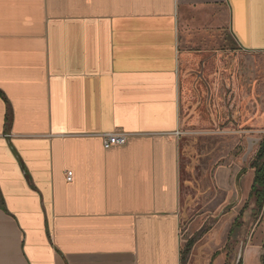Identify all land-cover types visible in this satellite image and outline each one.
<instances>
[{
    "label": "crops",
    "instance_id": "0c3cea01",
    "mask_svg": "<svg viewBox=\"0 0 264 264\" xmlns=\"http://www.w3.org/2000/svg\"><path fill=\"white\" fill-rule=\"evenodd\" d=\"M231 43L264 0H0V264H183L181 131L261 126ZM254 178L214 175L244 211Z\"/></svg>",
    "mask_w": 264,
    "mask_h": 264
},
{
    "label": "rangeland",
    "instance_id": "374dc122",
    "mask_svg": "<svg viewBox=\"0 0 264 264\" xmlns=\"http://www.w3.org/2000/svg\"><path fill=\"white\" fill-rule=\"evenodd\" d=\"M230 45L231 73L245 76L251 104L246 115L261 126L257 138L264 137V52L250 57L238 56ZM235 53V55H232ZM237 60V61H236ZM258 119V120H257ZM235 132H211L185 126L180 133L184 151L182 162V250L183 264H264V211L259 221L251 214L253 200L243 212L242 197H231V203L219 191L214 175L220 166L238 164L249 167L254 153L245 159L249 144L246 135L236 139ZM240 229L231 237L236 218ZM258 222V223H257Z\"/></svg>",
    "mask_w": 264,
    "mask_h": 264
},
{
    "label": "trees",
    "instance_id": "16d2710c",
    "mask_svg": "<svg viewBox=\"0 0 264 264\" xmlns=\"http://www.w3.org/2000/svg\"><path fill=\"white\" fill-rule=\"evenodd\" d=\"M250 168L254 169L255 171V178L250 198L254 201L252 215L254 216V219L258 220V218L264 211V137H262V141L258 145V150L255 156L252 158ZM247 208L248 206L245 207V210ZM243 215L244 213L242 212L240 217L235 222L231 230V237L234 236L236 230L240 229L241 223H239V220L243 217ZM238 264H242V262L239 261Z\"/></svg>",
    "mask_w": 264,
    "mask_h": 264
},
{
    "label": "built area",
    "instance_id": "2783aa9c",
    "mask_svg": "<svg viewBox=\"0 0 264 264\" xmlns=\"http://www.w3.org/2000/svg\"><path fill=\"white\" fill-rule=\"evenodd\" d=\"M129 135L124 132H112L103 135V144L106 149L112 147L125 146L127 144ZM73 174L69 172L68 180L72 181Z\"/></svg>",
    "mask_w": 264,
    "mask_h": 264
},
{
    "label": "water",
    "instance_id": "95a60500",
    "mask_svg": "<svg viewBox=\"0 0 264 264\" xmlns=\"http://www.w3.org/2000/svg\"><path fill=\"white\" fill-rule=\"evenodd\" d=\"M261 141L262 138H253V137L248 138L249 147L245 155L246 160H248L249 156H251V154L254 153L255 148L260 144Z\"/></svg>",
    "mask_w": 264,
    "mask_h": 264
},
{
    "label": "flooded vegetation",
    "instance_id": "af4514ba",
    "mask_svg": "<svg viewBox=\"0 0 264 264\" xmlns=\"http://www.w3.org/2000/svg\"><path fill=\"white\" fill-rule=\"evenodd\" d=\"M232 230V229H231ZM231 233V232H230ZM240 261L242 262V259H240ZM239 263V262H238Z\"/></svg>",
    "mask_w": 264,
    "mask_h": 264
}]
</instances>
